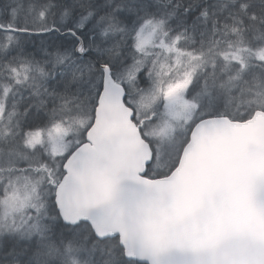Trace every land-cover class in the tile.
Here are the masks:
<instances>
[{
	"label": "snow or ice",
	"instance_id": "snow-or-ice-1",
	"mask_svg": "<svg viewBox=\"0 0 264 264\" xmlns=\"http://www.w3.org/2000/svg\"><path fill=\"white\" fill-rule=\"evenodd\" d=\"M0 264H264V0H0Z\"/></svg>",
	"mask_w": 264,
	"mask_h": 264
},
{
	"label": "trees",
	"instance_id": "trees-1",
	"mask_svg": "<svg viewBox=\"0 0 264 264\" xmlns=\"http://www.w3.org/2000/svg\"><path fill=\"white\" fill-rule=\"evenodd\" d=\"M37 43H38V41H37Z\"/></svg>",
	"mask_w": 264,
	"mask_h": 264
}]
</instances>
